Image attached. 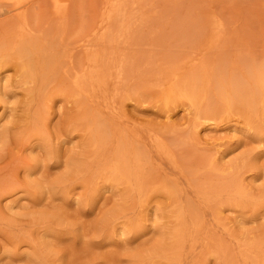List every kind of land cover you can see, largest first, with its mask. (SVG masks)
Returning a JSON list of instances; mask_svg holds the SVG:
<instances>
[{
  "label": "rangeland",
  "instance_id": "1",
  "mask_svg": "<svg viewBox=\"0 0 264 264\" xmlns=\"http://www.w3.org/2000/svg\"><path fill=\"white\" fill-rule=\"evenodd\" d=\"M1 1L0 264H264V0Z\"/></svg>",
  "mask_w": 264,
  "mask_h": 264
},
{
  "label": "bare ground",
  "instance_id": "2",
  "mask_svg": "<svg viewBox=\"0 0 264 264\" xmlns=\"http://www.w3.org/2000/svg\"><path fill=\"white\" fill-rule=\"evenodd\" d=\"M2 5V1L0 0V6ZM14 21V20H13ZM123 46V45H122ZM26 55V54H25ZM33 75V74H32ZM67 81V80H66ZM180 93V92H179ZM182 95V94H181ZM136 151V150H135ZM218 253V252H217Z\"/></svg>",
  "mask_w": 264,
  "mask_h": 264
}]
</instances>
